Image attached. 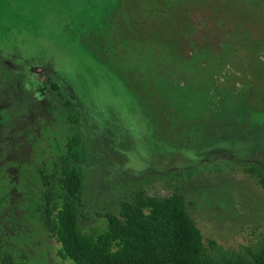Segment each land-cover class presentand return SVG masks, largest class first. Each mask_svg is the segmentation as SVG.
Here are the masks:
<instances>
[{"label":"rangeland","instance_id":"obj_1","mask_svg":"<svg viewBox=\"0 0 264 264\" xmlns=\"http://www.w3.org/2000/svg\"><path fill=\"white\" fill-rule=\"evenodd\" d=\"M224 42L234 68L192 71V97L171 81L174 101L138 59L147 45L210 62ZM260 59L264 0H0V264H74L38 209L40 174L73 132L88 155L83 233L101 232L98 215L116 214L136 190H177L205 247L216 243L213 256L264 250V189L249 171L264 173ZM214 72L219 79L194 85ZM242 101L260 131L241 135Z\"/></svg>","mask_w":264,"mask_h":264},{"label":"trees","instance_id":"obj_2","mask_svg":"<svg viewBox=\"0 0 264 264\" xmlns=\"http://www.w3.org/2000/svg\"><path fill=\"white\" fill-rule=\"evenodd\" d=\"M225 42L221 43L218 52L212 51L210 62L202 59L197 51L195 54L190 52L188 57H183L181 53L176 57L175 52L169 50L170 46L165 48L168 52L160 53L147 45L144 46L145 53L138 59L155 84L162 85L158 87L160 94L174 101V91L168 89L171 81L183 85L180 94L187 93L192 97L196 92L189 93L184 89L192 71L217 64L234 68L231 59L225 56L226 49L230 48V44L225 45ZM203 46L204 43L195 47L200 49ZM259 61L264 69V60ZM241 64L244 62L241 61ZM241 67L245 68L244 65ZM173 75H176L175 79H172ZM217 75V72L208 77L198 75L193 83L201 86L211 78L219 79ZM246 80L247 84L251 82L247 75ZM54 90L60 99L63 98L56 87ZM241 104L238 111L244 128L241 135L260 131V128L256 129L258 122L254 114H248L243 101ZM63 105L70 108L69 102ZM262 115L263 112H259V118ZM68 122L76 125L79 121L69 117ZM261 129L264 132V125ZM63 147V153L53 157L50 171L40 174L42 190L38 205L42 228L48 238L60 245L58 255L62 258L74 264H264V250H246L245 256L226 252L219 258L209 253L208 250L216 249V243L209 240L205 247L202 234L177 190L167 197L149 196L141 189L136 190L129 200L120 203L116 214L105 212L98 215L106 220L101 232L83 233L78 222L84 209L82 193L88 156L86 143L78 133L73 132ZM249 171L264 189V173L254 169ZM5 264L12 263L6 259Z\"/></svg>","mask_w":264,"mask_h":264},{"label":"flooded vegetation","instance_id":"obj_3","mask_svg":"<svg viewBox=\"0 0 264 264\" xmlns=\"http://www.w3.org/2000/svg\"><path fill=\"white\" fill-rule=\"evenodd\" d=\"M6 60H8V59H6ZM6 66H8L9 68H12V66L10 65V62H9V60H8V64H6ZM16 73H14V75H13V77L15 78V75ZM63 96V95H62ZM61 99H63V98H61Z\"/></svg>","mask_w":264,"mask_h":264}]
</instances>
